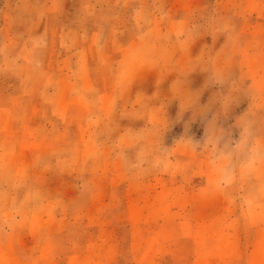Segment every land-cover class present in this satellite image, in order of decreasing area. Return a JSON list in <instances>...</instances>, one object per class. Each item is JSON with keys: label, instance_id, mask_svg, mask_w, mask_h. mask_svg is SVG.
Here are the masks:
<instances>
[{"label": "rangeland", "instance_id": "374dc122", "mask_svg": "<svg viewBox=\"0 0 264 264\" xmlns=\"http://www.w3.org/2000/svg\"><path fill=\"white\" fill-rule=\"evenodd\" d=\"M98 3L93 18L83 16L94 12L88 0H0L5 230L37 256L42 242L30 241L21 215L40 228L58 211L67 253L70 238L79 235L81 251L89 234L99 249L101 237L118 241L117 264H194L183 223L209 218L212 233L223 219L225 234L236 217L253 258L262 243L253 237L264 234L247 209L258 196L249 188L264 184V0ZM121 27L139 45H120ZM104 28L114 33L91 45L89 33Z\"/></svg>", "mask_w": 264, "mask_h": 264}, {"label": "crops", "instance_id": "0c3cea01", "mask_svg": "<svg viewBox=\"0 0 264 264\" xmlns=\"http://www.w3.org/2000/svg\"><path fill=\"white\" fill-rule=\"evenodd\" d=\"M83 2L86 0H72V2ZM127 1V0H125ZM89 6L94 7V12L83 14V16H92L98 17L100 12V4L98 3V0H88ZM121 3L127 4L126 2L122 1ZM69 21L66 24L65 29H69L68 31H73L77 28V23L74 18L75 15H68ZM119 33L120 38V45H127L129 48L130 45H139L138 37L134 38L131 41L125 40L126 35V29L123 27L115 29ZM114 30V31H115ZM82 32V29L80 30ZM113 32V29L110 30L108 28L100 29L98 31H91L90 37H91V45H99L100 43L96 42L95 40L99 38V35L103 34L105 37H109L110 32ZM114 33V32H113ZM96 38V39H94ZM99 40V39H98ZM86 49V48H85ZM72 54L71 56H73ZM9 117V112L5 107H0V120L1 122L6 121ZM10 124L7 123L4 125V128L2 130H9ZM264 161V160H263ZM264 169V165H263ZM264 171V170H263ZM264 177V176H263ZM264 183V181H263ZM208 190L209 188L206 187ZM10 193L13 191V189H9ZM23 193H31L32 191H28L27 189L22 191ZM250 193H255L256 196L253 198L254 202L257 204L255 205H247V209L250 212L256 213L257 216L264 220V184L256 187L249 188ZM16 193V192H15ZM98 202H93V206L97 204ZM72 205V203H71ZM9 206V205H8ZM13 206L10 205L9 208ZM48 208V206H46ZM50 207V206H49ZM50 210H53L50 208ZM207 210V207L205 208ZM225 210H228L227 205L222 209L221 213H224ZM23 211H26V208L23 209ZM11 214V211L8 212L9 215ZM19 215L18 213H13L12 217L14 215ZM262 214V215H261ZM261 215V217H260ZM45 216L39 220V226L38 222L34 221L33 219L27 218L26 213H22L20 222L22 220H27L29 223V228L31 229L32 236L34 235L35 238H30V241L40 240L42 242L39 251H36L35 253H38L37 256H31L29 254H24L20 250V247L18 245V242L16 240V237L13 236L11 232V227L9 226L8 230H5V225L0 221V225H2V229L0 231V264H40V262L44 261H50L51 264H117L118 263V257L115 256V245L116 240L113 238L108 237H101L100 241H102L103 249H99V243L97 239L89 234L83 237V243H82V250L76 251V247L79 245L77 244L78 236L72 237L69 240V243L72 246V251L66 252V248L62 251V246L60 245V239L59 236L63 237L61 240H64V237L68 235V228L62 231V225L65 222V220L60 217V213L57 211L55 216L56 217L53 221L50 219H45ZM15 220L17 217L14 218ZM200 220L198 222L194 223H183L185 226L190 227L191 231L190 234L184 235L185 240L188 243H191L190 240H194L197 245L194 246V249H192L191 255L195 257L196 260H194V264H264V234H256L253 237V243H257L259 241H262L261 245L254 246L253 247V258H248L245 254V247H244V226L242 224V221L240 219H237L236 217L233 218H227L226 219V226L230 227L231 229L228 230L225 234L223 233L224 229L223 226H225V221L223 219H217L212 220L211 224L216 225L217 228L210 233L209 227H210V221L209 218L206 219L205 217H200ZM54 222V223H53ZM224 222V223H223ZM263 224V231H264V221ZM26 226L28 224L26 223ZM233 226V229L232 227ZM49 227H52L51 233H48ZM221 227L220 231H218V228ZM262 227V226H260ZM37 231H35V229ZM63 232V233H62ZM77 234V231H76ZM86 237V238H85ZM157 239V238H156ZM29 241V242H30ZM210 241H216L217 245H220V249L215 253H210L208 248V242ZM159 242V241H158ZM160 243V242H159ZM104 244V245H103ZM118 245V244H117ZM120 246V244H119ZM49 248H51L49 250ZM55 249L56 251L51 253V250ZM61 249V251H59ZM154 250V256H160L156 252H160L161 246L157 245L153 247ZM195 252V253H194ZM194 253V255H193ZM161 254V253H160ZM37 258L38 261H34V259ZM209 258H216V260H209ZM201 259V260H200Z\"/></svg>", "mask_w": 264, "mask_h": 264}]
</instances>
